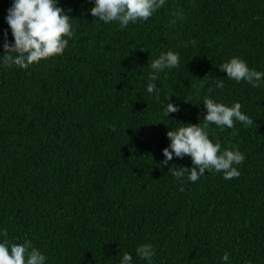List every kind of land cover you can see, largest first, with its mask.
I'll list each match as a JSON object with an SVG mask.
<instances>
[{
	"label": "trees",
	"instance_id": "trees-1",
	"mask_svg": "<svg viewBox=\"0 0 264 264\" xmlns=\"http://www.w3.org/2000/svg\"><path fill=\"white\" fill-rule=\"evenodd\" d=\"M57 2L72 18L68 45L27 69L0 68V235L30 241L48 264H119L125 252L146 264L143 244L153 264H224L225 253L264 264V86L219 69L240 57L264 72V0H166L124 29L92 17L91 0ZM10 4L0 0V45L5 31L12 42ZM169 50L180 66L158 74L157 99L150 64ZM204 97L239 102L252 121L209 125L221 152L244 154L236 178L178 180L168 168L193 167L187 156L161 164L166 132L202 123ZM164 103L180 111L165 120Z\"/></svg>",
	"mask_w": 264,
	"mask_h": 264
},
{
	"label": "clouds",
	"instance_id": "clouds-1",
	"mask_svg": "<svg viewBox=\"0 0 264 264\" xmlns=\"http://www.w3.org/2000/svg\"><path fill=\"white\" fill-rule=\"evenodd\" d=\"M91 3L93 6L87 11L92 17L104 24L115 22L120 29H124L130 23L146 21L164 6L166 0H91ZM176 15L180 20L184 19L182 13ZM71 20L69 12L62 9L57 0H11L4 21L10 30L12 42H9V33L5 31L3 43L0 45L3 48V53L0 54V68L17 66L27 69L39 58L60 53L75 36ZM175 22L176 20L173 19L172 23ZM179 66L180 55L177 52L169 50L155 58L150 64L147 93L158 99L160 91L156 83L159 79L158 74L170 72ZM219 69L226 73L228 80L237 83L244 81L253 88L264 86V72L249 68L247 62L240 57H232ZM208 80L216 90L225 87L222 79L213 77ZM200 101L203 102L205 109L202 123L195 125L180 123L181 126L178 128L168 130L166 137L169 143L161 150L164 157L161 164L167 166L174 157L182 159L187 156L191 159L193 167L173 165L168 168L172 176L178 180H182L187 173V181L196 182L209 171L222 172L225 179L236 178L240 172L234 165L243 163L244 154L239 150L228 149L221 152L220 143H214L209 138V125L224 130L233 128L236 122L251 123L252 121L242 113L239 102L227 106L209 97H204ZM179 111V105L164 103L161 114L165 120H169L166 117L170 113ZM3 232L4 229L0 228V233ZM135 253L141 261L153 264L156 255L153 245L138 246ZM222 261L224 264H229L227 253L223 255ZM0 264H48V257L38 248L33 247L30 241L21 243L6 235H0ZM119 264H134L132 254L125 252Z\"/></svg>",
	"mask_w": 264,
	"mask_h": 264
}]
</instances>
